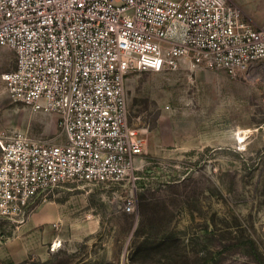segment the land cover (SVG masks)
<instances>
[{"label": "rangeland", "instance_id": "obj_1", "mask_svg": "<svg viewBox=\"0 0 264 264\" xmlns=\"http://www.w3.org/2000/svg\"><path fill=\"white\" fill-rule=\"evenodd\" d=\"M228 1L264 23V0ZM15 67L0 46V133L60 142L57 114L6 91L2 75ZM127 90L145 150L134 211L128 185L62 184L19 221L0 219V264H264V60L238 76L136 72Z\"/></svg>", "mask_w": 264, "mask_h": 264}, {"label": "built area", "instance_id": "obj_2", "mask_svg": "<svg viewBox=\"0 0 264 264\" xmlns=\"http://www.w3.org/2000/svg\"><path fill=\"white\" fill-rule=\"evenodd\" d=\"M2 75L14 102L58 116L61 141L0 133V219L19 221L65 183L126 186L136 207L139 130L129 122L136 72L222 70L264 60V23L228 0H0Z\"/></svg>", "mask_w": 264, "mask_h": 264}, {"label": "trees", "instance_id": "obj_3", "mask_svg": "<svg viewBox=\"0 0 264 264\" xmlns=\"http://www.w3.org/2000/svg\"><path fill=\"white\" fill-rule=\"evenodd\" d=\"M255 253L260 258L263 256L261 254V252L257 249V247L255 249ZM62 262L63 261L59 260L58 258H55V259H50V260L44 261V262H36L34 260H25V261H23L21 263H17V264H62ZM75 264H92V263L82 260V261H79V262H77Z\"/></svg>", "mask_w": 264, "mask_h": 264}]
</instances>
